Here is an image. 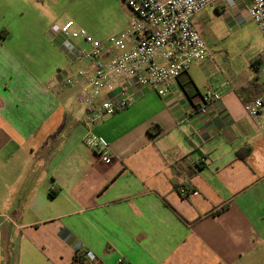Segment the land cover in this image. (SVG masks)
<instances>
[{
    "label": "crops",
    "instance_id": "1",
    "mask_svg": "<svg viewBox=\"0 0 264 264\" xmlns=\"http://www.w3.org/2000/svg\"><path fill=\"white\" fill-rule=\"evenodd\" d=\"M132 18L124 0H0V264L264 263V111L258 124L245 101L260 93L238 92L264 86L252 61L243 78L212 56L165 96L106 114L91 132L111 165L84 143L81 85L65 81L88 61L53 27L73 21L107 46ZM207 84L222 100L202 114Z\"/></svg>",
    "mask_w": 264,
    "mask_h": 264
},
{
    "label": "built area",
    "instance_id": "2",
    "mask_svg": "<svg viewBox=\"0 0 264 264\" xmlns=\"http://www.w3.org/2000/svg\"><path fill=\"white\" fill-rule=\"evenodd\" d=\"M133 18L120 35L112 36L103 46L86 28H75L70 21L54 26L53 33L72 60H86L88 65L65 81L66 86L81 85L78 103L85 107L87 147L106 165L116 156L111 147L91 130L106 114L126 110L144 94L155 91L165 96L168 88L194 63L212 61V55L194 17L206 7L220 5L224 11L235 8L240 0H124ZM249 14L264 33V0H250ZM82 39L92 46L79 48ZM259 77L264 75V50L255 58ZM104 94L108 98L104 99ZM222 100L221 92L207 84L203 93L202 114H208ZM246 110L262 123L264 94L246 104ZM201 164L206 158L200 159ZM184 192V191H183ZM117 264H129L120 257Z\"/></svg>",
    "mask_w": 264,
    "mask_h": 264
},
{
    "label": "rangeland",
    "instance_id": "3",
    "mask_svg": "<svg viewBox=\"0 0 264 264\" xmlns=\"http://www.w3.org/2000/svg\"><path fill=\"white\" fill-rule=\"evenodd\" d=\"M194 19L218 68L245 78L252 70L251 61L264 50V33L248 12L230 8L221 13L214 6H208ZM252 263L255 264L252 261L245 264Z\"/></svg>",
    "mask_w": 264,
    "mask_h": 264
},
{
    "label": "trees",
    "instance_id": "4",
    "mask_svg": "<svg viewBox=\"0 0 264 264\" xmlns=\"http://www.w3.org/2000/svg\"><path fill=\"white\" fill-rule=\"evenodd\" d=\"M252 65L255 67V69H257L258 66H259V62H258L256 59H254V60H252ZM257 91H258V93H257ZM238 92H239V95H241V96H243V95H245V94L249 95V94H251V93H255V94H259V93H260L259 96H256V97L250 99V101H245V103L247 104V103H249V102L255 100L256 98H258V97H260L261 95L264 94V86L261 85V86H259V88H258V87H256V83L252 82V83L249 84L248 86H245V87H243L242 89H240ZM261 92H262V93H261ZM158 132H159V130H158L157 132H154V134H157ZM249 151H250V150H242V151H240L238 154H239V156H240L241 158H244V159H245V158L247 157ZM75 261L79 262V261H80V260H79V257H76V260H75Z\"/></svg>",
    "mask_w": 264,
    "mask_h": 264
}]
</instances>
